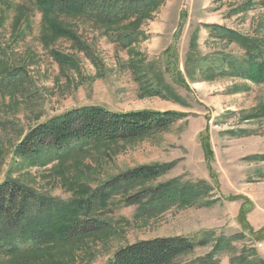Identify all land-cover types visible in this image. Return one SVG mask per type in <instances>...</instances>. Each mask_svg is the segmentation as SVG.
<instances>
[{
  "label": "rangeland",
  "instance_id": "1",
  "mask_svg": "<svg viewBox=\"0 0 264 264\" xmlns=\"http://www.w3.org/2000/svg\"><path fill=\"white\" fill-rule=\"evenodd\" d=\"M206 24L264 37V0H165L141 23L145 37L131 47L113 42L103 28L83 17L46 15L35 0H0V182L11 176L39 192L70 200L80 188H94L136 166L176 161L169 173L150 184L174 177L206 180L213 187L210 196L217 199L211 206L145 211L117 193L97 213L109 223L105 231L33 252L1 255L0 264H106L129 243L172 235L199 239L208 231L217 236L244 232L246 239L237 246H255L264 258L257 246L264 244V160L251 158L264 154V81L195 71L188 61L191 51L244 55L236 43L212 36ZM54 51L67 60L60 61ZM19 68L22 73L9 80L7 72ZM177 71L187 87L172 78L171 72ZM83 105L187 115L141 138L86 145L63 160L47 153L38 162L15 157V146L30 128ZM206 138L211 160L203 146ZM242 207L245 224L240 221ZM246 224L263 231L253 235ZM211 247H198L176 264ZM219 259L232 264L228 253Z\"/></svg>",
  "mask_w": 264,
  "mask_h": 264
},
{
  "label": "trees",
  "instance_id": "2",
  "mask_svg": "<svg viewBox=\"0 0 264 264\" xmlns=\"http://www.w3.org/2000/svg\"><path fill=\"white\" fill-rule=\"evenodd\" d=\"M164 1L35 0L46 15L71 14L91 20L103 28L113 42L124 47L141 42L145 37L139 30L141 23L151 18ZM206 25L212 36L236 43L244 55L237 57L221 52L201 55L196 50L191 51L188 61L191 59L189 65H193L195 71H218L256 82L264 81V37L245 35L219 24ZM63 33L72 34L69 30ZM54 55L60 61L67 60L59 51H54ZM20 69L8 71V79H17L22 73ZM187 70L192 77L190 66ZM171 76L176 83L188 86L180 71L171 72ZM174 97L179 99L177 95ZM186 115L176 110L113 111L100 105H83L34 125L15 146L14 155L18 159L38 162L43 153H47L63 160L89 144L132 140L161 131ZM203 146L207 160H211L213 151L208 138L203 141ZM251 158L264 160V154H254ZM175 165L176 161L136 166L94 188H80V194L70 200L39 192L16 178L6 177L0 182V256L33 252L65 240L105 231L109 223L99 218L97 213L117 193L123 192L124 202L141 204L145 211L165 210L171 205L211 206L217 201L210 196L213 187L206 180L192 182L174 177L150 184L153 179L169 173ZM245 215L246 209L242 207L240 221L243 224ZM245 226L253 235L263 231ZM245 239L244 232L217 236L213 231L204 232L199 239L183 235L155 237L118 248L106 264H176L183 256L209 244L212 247L208 252L182 264H221L220 255L226 253L230 254L232 264H264V258L255 246H237V242Z\"/></svg>",
  "mask_w": 264,
  "mask_h": 264
},
{
  "label": "built area",
  "instance_id": "3",
  "mask_svg": "<svg viewBox=\"0 0 264 264\" xmlns=\"http://www.w3.org/2000/svg\"><path fill=\"white\" fill-rule=\"evenodd\" d=\"M257 246L259 249H263V253H264V244L261 242V243H258Z\"/></svg>",
  "mask_w": 264,
  "mask_h": 264
}]
</instances>
